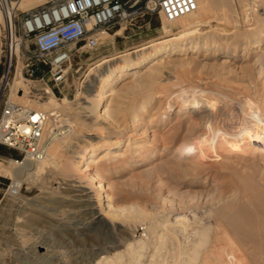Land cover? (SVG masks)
<instances>
[{
	"label": "rangeland",
	"instance_id": "rangeland-1",
	"mask_svg": "<svg viewBox=\"0 0 264 264\" xmlns=\"http://www.w3.org/2000/svg\"><path fill=\"white\" fill-rule=\"evenodd\" d=\"M253 1L255 5L250 6L248 0H199L202 8L197 15L190 13L175 20L182 24L191 19L190 15L203 19L202 30L195 34L200 47L192 52L181 46L174 54L161 58L162 76L150 87L149 94L143 90L131 94L127 89L128 85L139 84L144 74L136 79L125 74L115 78L113 85L117 94L112 95L111 100L115 101L113 105L121 104V111L111 115L113 120L109 124L98 120L100 125L107 126L108 139L124 141L126 135L133 132L130 138L140 143L142 150L137 158L132 155L131 147L123 150V145L102 159L104 170L100 178L105 186L112 187L115 198L114 212L105 223L89 219L99 209L98 182L92 184L80 179L73 169L75 173L61 170L58 159L52 160L51 167L36 183L22 182L16 197L7 190L12 179L0 174V264H86L105 254L125 252V243L132 240L133 243L141 240L145 246L139 250L138 264H147L151 254L152 259L160 260L157 264L184 261V264H264V159L258 158L256 151L237 154L218 147L222 133L230 134L234 128L238 129V135L240 126L256 119L264 122V117L250 110L247 101L261 105L264 114V0ZM163 22L160 15L153 13L115 25L100 46L81 49L72 55L68 78L57 86L50 81L44 85L42 81L23 80L29 103L48 99L50 93L43 94L42 87L57 98L56 112L62 114L55 122H50L51 128L56 127L57 131L50 136L49 143L60 137L63 148L74 135L96 137V131L87 123L95 113L87 112L91 118L85 119L86 124L80 119L82 109L76 107L77 94L81 95L99 69L120 59L119 55L176 35L175 32L165 34L161 29ZM118 29L121 33L117 34ZM253 40L259 43L250 48ZM202 41L207 43L205 48ZM226 48L232 50L233 55L225 58ZM247 49H250L249 54ZM103 58L111 60L94 67L86 76L89 68ZM223 60L226 62L222 63ZM44 79L47 81V75ZM186 88L188 92H203L209 100L222 95L230 98L232 104L219 106L207 129L193 125L190 116L200 119L204 108L191 109L186 105ZM19 90L23 93L22 88ZM9 93L7 88L4 98L10 97ZM63 96L68 102H60ZM144 98L148 100L143 109L136 112L135 121L145 120L141 126L135 125L137 122L131 123L128 117ZM81 100L83 98H79ZM78 111L81 113L76 117ZM237 137L238 142L243 140ZM6 150L13 155L0 154V161H20V152L7 147ZM156 150L155 159L137 160ZM122 152L127 155L125 158L112 156ZM90 167L94 169V164ZM66 180L77 185L72 187L73 194L87 192L90 197L61 198L65 189L56 186H64ZM106 202L108 198L101 201ZM160 233L164 235L163 245L159 242ZM195 254L198 257L193 261Z\"/></svg>",
	"mask_w": 264,
	"mask_h": 264
},
{
	"label": "bare ground",
	"instance_id": "bare-ground-1",
	"mask_svg": "<svg viewBox=\"0 0 264 264\" xmlns=\"http://www.w3.org/2000/svg\"><path fill=\"white\" fill-rule=\"evenodd\" d=\"M41 1L42 0H22L20 2L19 6L21 8H28L30 6H33V5L40 3ZM196 2H197V9L194 12H192V15H193V13L195 15H197L200 12V9L202 8L199 0H196ZM248 5L253 6V5H255V3L253 0H248ZM192 15H190L191 19L189 21L182 23V24H177V22L175 20L174 21H166V20L162 19V21L166 22V23L163 22L161 24V29L164 31V33L170 34V32H175L176 35H174L170 38H167V39L160 40V41H153L147 45H144L142 47L136 48L132 51H128L126 53L119 55V56H121L120 59H118L117 61L111 62V63H107L105 67H103L102 69H99L96 72V74L94 75V77L92 79H90V81L85 85L81 95L77 94V97L75 96L76 100H78L76 102L78 104L76 107L80 108V110L82 109V111H81L82 113L80 111H78L76 114V117L78 116V114L80 112L81 113V115H79L81 117L80 119L85 120L86 118L89 117L90 112L95 113L94 114L95 117L94 118L89 117L91 119L88 120L87 123L89 124V126H91L93 128V130L96 131V133H94V134H96V137L95 136L94 137H91V136L86 137V135H84V136L74 135L71 139H69L68 144L66 143V145L63 146V148L61 147L62 145H60V142H61L60 137H55L53 139V141L51 143H49V147L47 149L48 151H47L45 157H43L41 160L34 161V160L29 159V158H26L22 162H19V161L13 160V159L7 160V163H3L2 161H0V174L4 175V176H8L12 180H16L19 184L22 182L34 184V183H36V180L38 179V177L42 173L46 172L47 168L51 167L50 163L53 162L52 160L58 159L57 161L60 162L59 165H61V167H60L61 170L66 171V172L67 171L71 172V170L73 169L74 171H76V175L79 178L82 177V178L86 179V181H88V183L95 184V182H98L96 187L98 188V191L100 192L97 195L99 197V202H98L99 209H98V211L94 212L89 219H92L93 222L98 223V224L105 223V219L109 218L108 216L112 215L114 212L115 198H114L113 194L111 193L112 187L110 185L105 186V184H103V182L100 178V173L104 170L103 163H101L102 159L104 157L107 158L109 155L113 154L114 151L121 148L123 145H124L123 150H127V148L131 147L132 155L133 154L136 155L137 158L140 155V151L142 150V145H140V143H134L133 139L130 138L131 136L133 137V135H134L133 132L128 133L126 135V139L124 141H122L121 139L111 140V139H108L107 138L108 136L105 135V129L107 128V126L103 127L102 125H100L101 124L100 123L101 121L99 122L100 119L106 120L108 122L107 124H109L113 120V119H111V115L117 114L121 111V106H120L121 104L120 105L119 104L113 105V103L115 101L112 103V100H111L112 95H114L116 93V88L113 85V83L115 82V78L120 76L121 74H125L127 77H133V78L138 76V78H139V75L144 74V76L142 75L144 78L139 82V84H135V85H131V86L128 85L127 89L130 90L129 92H132L131 94H133V93L135 94V92H137L138 90H143L144 92H146V94H149L150 89H151L150 87L158 81L157 79L160 77L159 75H161V69H160V66L162 64L161 58L167 57L170 54H174L176 50L181 49V46L186 48V50L191 49L192 52H195L196 49L198 51L200 44H199L198 40H196L197 36H195V34L198 33L200 30H202L201 27L205 23H204L203 19H194V17ZM251 28H253V27H251ZM120 31L121 30L118 29L116 31V33L118 34ZM202 42H203L202 44H204L203 47L205 48L207 46V43L205 41H202ZM258 43H259V40H253L250 48L257 47ZM186 44H188V45L185 46ZM248 50H250V49H247L246 52L249 54ZM224 54H225L224 57L226 58L228 56L233 55V52L229 48H226L224 50ZM109 60H111V58L98 59L96 61L95 65L93 67L89 68L86 76H89V73L91 72V70H93L94 67L95 68L99 67L102 64H105L106 62H108ZM223 62H226V60H223L222 63ZM20 66H21V64L19 61L17 63V66H16L15 74L9 83V90H10L9 94H10V97H12V100H14L18 103H21L27 107L29 105L31 109L47 110V111L56 112L57 111V109H56L57 98L54 94L51 93V91L49 89H47V91L50 93V95L48 96V99L46 101H44L42 103H36L37 101L34 103H29L27 101V98L25 96V93L27 92V90L25 88V85L23 84L24 79L20 75V71H19ZM162 79H163V77H162ZM137 81H139V79H137ZM160 81L161 80H159V82ZM108 84H109V87H106ZM160 87H161V85H160ZM205 87H207V86H205ZM20 88L23 89V93L21 95L16 93L17 90H19ZM188 88H186V89H188ZM155 90H156V87H155ZM186 91L188 92L189 89ZM141 93H142V91H141ZM136 95H138V94L136 93ZM172 95H174V94H172ZM131 96H133V95H131ZM179 96H181V95H179ZM109 97H111V98L109 99ZM181 97H183V96H181ZM208 97L206 96V94L204 95L203 92L198 93L195 91V92L186 93L185 98H184L186 100V102H185L186 105L188 107H190L191 109L192 108H200V107L204 108L202 110L203 116L202 117L200 116V119L197 120L196 118L193 117L194 115L190 116V118L189 117L188 118L191 119L189 121H191L193 125L199 124V125L203 126L204 128L206 126V129L208 128L209 124L212 122L211 121L212 115L215 112H217L219 106L224 108L222 106L223 104H226L227 106L232 104L230 98H224L222 95H218L217 97L214 96V98H212L210 100L208 99ZM79 98H83V100L79 101ZM150 99H152V98L150 97ZM59 100L61 103L68 102V100L66 99L65 96L60 97ZM147 100H148V98L147 99L144 98V100L142 102H140V104L134 106V108L136 109L135 111L134 110L131 111V109H130L131 115L128 114V115H130V117H128L130 120H128V121H131V123L135 121V114H137L136 112H138L139 110L141 111L143 109L144 104L146 103ZM247 101L250 104V110L252 109L255 112L259 113V115H261L260 117L263 118L264 114L262 113V108H260L261 105L259 106L257 102L252 101L250 99H247ZM129 102H131V101H129ZM76 107H75V109H77ZM178 107H179V104H178ZM59 108L61 109V107H59ZM70 108H71V106H70ZM60 109H58V110H60ZM70 110H72V109H70ZM88 111H89V113H87ZM223 111H221V112H223ZM122 113H124V112H122ZM60 114H62V113H59L57 115L60 116ZM71 114H73V113H71ZM63 115L66 116L67 112L66 113L63 112ZM216 115H217V113H216ZM65 116H63V117H65ZM65 118H63V119H65ZM60 119H62V118H60ZM75 119H77V118H75ZM139 120L135 121V122H137L135 125H138V124L142 125V121H144L145 119L144 120L141 119V122ZM51 121H52V118H49V122H51ZM76 121H74V122L76 123ZM158 121L159 122L163 121V118L160 117V119ZM218 121H216V122L218 123ZM214 122H215V120H214ZM50 124L51 123H49V126H51ZM85 124H86V120H85ZM114 124H115L114 126H116V123H114ZM120 124H122V123H120ZM124 124H126V123H124ZM128 124H129V122H128ZM257 124H260L259 128L257 127ZM119 125H117V127H119ZM214 125H215V123H214ZM240 125H242V124H240ZM223 126H225V125H223ZM224 128H226V127H224ZM118 129H120V127ZM191 129H192V127H191ZM209 129H212V128L210 127ZM233 129H232V133H230V134L222 133V138L219 140L220 142L218 143V147L220 148V150L228 148V150H230L234 153H237V154H244L248 151L252 152V154H253L256 151L257 153H255V155L257 154L258 158L264 159V122H262L260 119H256L253 123L240 126V131H239L238 135L240 136V138L243 139L241 142L240 141L238 142V140H237L238 135H237L236 131L238 129H234V130ZM87 134H92V133H87ZM135 135H136V133H135ZM55 142H58V143H55ZM132 143H134V144H132ZM142 144H145V142H143ZM246 154H248V153H246ZM112 156H117L118 159H121V158H125V156H127V155H125L124 152H122V153H118V155L114 154ZM156 157H157V150L154 153H150V154L146 153L144 157H142L141 159H137V160H142V162H146L149 160H153ZM116 161H119V160H116ZM91 164H94V169L90 167ZM67 182H63V184H65L64 186H56V187H58V189H60V188L65 189L64 190L65 193L61 195L62 197L60 196L61 198L66 199L69 196H75V195L87 196L88 198L90 197L87 192H81V193L73 194L72 191L74 189L72 187H75L77 185H75L74 182H70V183L69 182L67 183ZM70 192H71V194H70ZM105 198H108L109 202L102 204L101 201L104 200ZM128 218L130 219V217H128ZM160 234L161 235H158V236H160V238H159L160 241L159 240L158 241L161 243L160 245H163V242H164L163 236L164 235H162V233H160ZM220 243H221V241H220ZM125 244H126L125 252L123 251V253H122V250H121L120 252L113 253L112 255H109V256L105 254V255H102L100 258H98V260L90 261V262H87L86 264H138L139 263V256L141 255V254L139 255V253L141 252L139 250L141 247H143V241L136 240L133 243V240H132V243L127 242ZM157 246H159V245H157ZM237 246H239V245L237 244ZM141 250H143V249L141 248ZM213 250L214 249H212V251ZM215 254H217V253H215ZM151 255L153 256V254H151ZM152 256H150V259L148 260L147 264H155V263L157 264V262L158 263L160 262V260L156 261L154 259V257L152 259L151 258ZM197 257L198 256L195 254L193 261H196ZM199 261L200 260H198V262ZM232 261L233 260L231 259V262ZM184 262H182V263L177 262V264H184ZM189 262H191V261H189ZM218 263H220V262H218ZM81 264H85V263H81Z\"/></svg>",
	"mask_w": 264,
	"mask_h": 264
},
{
	"label": "built area",
	"instance_id": "built-area-1",
	"mask_svg": "<svg viewBox=\"0 0 264 264\" xmlns=\"http://www.w3.org/2000/svg\"><path fill=\"white\" fill-rule=\"evenodd\" d=\"M21 1L0 0V145L20 152L19 162L45 156L57 131L49 118L59 117L4 98L19 61L24 80L57 86L68 78L72 55L100 46L115 25L153 13L174 21L197 9L196 0H42L28 8H21ZM40 90L48 94L47 88ZM21 187L11 180L9 195L18 196Z\"/></svg>",
	"mask_w": 264,
	"mask_h": 264
},
{
	"label": "trees",
	"instance_id": "trees-1",
	"mask_svg": "<svg viewBox=\"0 0 264 264\" xmlns=\"http://www.w3.org/2000/svg\"><path fill=\"white\" fill-rule=\"evenodd\" d=\"M8 148V147H7ZM11 149V148H10ZM8 154V155H13L10 151L6 150V146L0 145V154Z\"/></svg>",
	"mask_w": 264,
	"mask_h": 264
}]
</instances>
